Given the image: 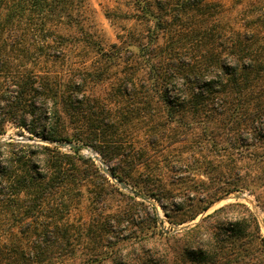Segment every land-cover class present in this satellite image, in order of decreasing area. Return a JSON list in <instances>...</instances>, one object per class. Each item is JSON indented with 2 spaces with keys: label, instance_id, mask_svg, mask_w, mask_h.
I'll use <instances>...</instances> for the list:
<instances>
[{
  "label": "trees",
  "instance_id": "obj_1",
  "mask_svg": "<svg viewBox=\"0 0 264 264\" xmlns=\"http://www.w3.org/2000/svg\"><path fill=\"white\" fill-rule=\"evenodd\" d=\"M87 5L88 0H0V136L12 123L45 142L0 143V207L18 204L27 228H40L28 244L22 242L25 230L23 237L0 239V264H64L75 254L74 226L63 220L70 209L62 200L68 188L97 178L122 194L117 182L89 170L96 167L92 158L64 154L56 142L94 147L113 176L132 186L134 197L145 193L172 222L168 212L184 210L176 192L153 174L134 176L149 160L146 147L166 139L192 138L198 148L207 142L216 156L228 158L225 194L264 189V175L254 179L256 170L264 174V47L256 46V34L226 38L212 0H132V20L143 29L108 49L86 30ZM122 65L119 99L90 101V79ZM113 99L119 105L115 114L108 108ZM67 118L81 123L74 134L67 131ZM131 118L133 129L146 124L144 147L124 148L112 140ZM186 194L193 208L196 195ZM219 197L211 192L198 201L212 204ZM210 203L175 224L193 222ZM137 208L132 224L146 245L133 264H264L261 222L246 204H227L173 232L162 228L155 205L144 216ZM46 210L50 222L37 224ZM112 228L110 222L99 227Z\"/></svg>",
  "mask_w": 264,
  "mask_h": 264
},
{
  "label": "rangeland",
  "instance_id": "obj_2",
  "mask_svg": "<svg viewBox=\"0 0 264 264\" xmlns=\"http://www.w3.org/2000/svg\"><path fill=\"white\" fill-rule=\"evenodd\" d=\"M212 2L218 7L219 12L215 20L223 26L226 38H232L235 32L248 35L254 32L256 34L254 39L257 42L256 46L264 47V0H212ZM87 6L88 22L86 30L92 34L94 41H100L108 49L112 44L121 45V38L131 39L132 31L143 29L132 20L134 14L132 0H88ZM124 74L123 65L113 66L107 75L108 79L105 75L99 80L90 79L87 92L89 100L108 103L110 96L119 99L115 93ZM108 108L115 114L119 105L113 99L109 102ZM66 121L67 131L70 134H74L81 125V123H77L76 118L71 120L72 123H68V118ZM138 125L140 127L132 128V118L128 122H123L116 128L112 140L117 141V144L123 145L124 148L126 146L132 147V145L135 148L146 146L148 143L144 131L146 124L140 123ZM30 137L32 135L28 131L8 123L4 128V134L0 136V143L13 140L28 144L45 143L44 140L38 138L32 140ZM73 143L75 146L72 148L58 147L64 154L92 158L96 167L88 165L89 170L92 172L98 171L100 175H107L111 183L116 182L104 172L105 167H108L109 171L111 167L102 160L101 155L94 147L83 143ZM203 144V148H198L197 140L192 138L177 142L166 139L162 146L152 149L146 147L149 160L146 158V165L134 172L136 177H139L140 174L158 176L176 192L175 201L177 204H181L184 210L176 213L168 212L173 222L168 219L161 206L155 200L147 197L145 193H139L138 198L134 197V191H132L130 185L124 184L125 189L119 186L120 192H122L121 195L116 194L110 185L104 184L101 179L97 178H94L95 182L89 185L68 188L63 193L66 194L65 198H61L70 205L68 211L67 209L64 210L63 216L65 217H63V220L74 226L75 241L73 242L74 246H72L75 249V254L64 264H85L88 260H90L89 264H133L137 252L140 253V248L146 245L145 238L140 234V230L132 224V209L136 206H138V213L144 216L146 213H152V205H155L161 219L162 228L173 232L183 230L185 227L199 222L205 215L211 214L227 204L240 202L246 204L257 214L264 236V212L262 209L264 189L234 191L225 194L227 178L224 173L232 168L230 160L216 156L207 142ZM96 155L100 160L95 157ZM0 160H2L1 157ZM2 162L4 161L2 160ZM243 165L246 164L242 161ZM36 166L38 170H41L39 162H36ZM127 168H129V165ZM261 172L262 170L254 172L256 181H260L258 177H263L264 174ZM173 181L175 184L172 183ZM80 189L81 193L78 192ZM188 191H192L197 198L193 208L188 207L192 204L187 200L188 194L186 193ZM98 192H101V194L107 192L110 196L103 200L100 195L96 197ZM211 192H216L220 196L212 204L210 199L203 203L198 201L202 195ZM185 202L189 203L186 207ZM140 203L142 204L140 205ZM209 203L211 205L208 211L204 212L198 219L179 226L175 224L179 220L189 218L195 211ZM17 207L20 206L11 203L6 207H0V239L2 241L7 240L8 237L13 239L15 234L23 237L21 230H25L26 235L22 242L28 244L29 238H33L40 228H27L26 221H22L19 215L25 209ZM48 216L46 210L39 217L37 224L45 225L47 223L48 225L50 222ZM55 216L59 217V214L56 213ZM61 216L62 213H60ZM104 222L106 224L110 222L113 228L106 230V232L100 230L99 227ZM8 243L11 244V241L8 240ZM96 257L97 259H95Z\"/></svg>",
  "mask_w": 264,
  "mask_h": 264
},
{
  "label": "water",
  "instance_id": "obj_3",
  "mask_svg": "<svg viewBox=\"0 0 264 264\" xmlns=\"http://www.w3.org/2000/svg\"><path fill=\"white\" fill-rule=\"evenodd\" d=\"M55 145H57V146H59V147H62V148H66V147H70V148H72V147H74L75 145H74V143L73 142H56L55 143ZM97 159H99L100 160V158L96 155L95 156ZM101 162H102V164H104V162L101 160ZM104 172L106 173V174H108L113 180H115L123 189H125V185H124V183H122V182H120V181H118L114 176H113V174L109 171V169H108V167H105L104 168Z\"/></svg>",
  "mask_w": 264,
  "mask_h": 264
}]
</instances>
